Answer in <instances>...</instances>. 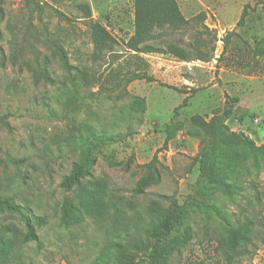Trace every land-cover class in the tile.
I'll return each mask as SVG.
<instances>
[{"label": "rangeland", "instance_id": "374dc122", "mask_svg": "<svg viewBox=\"0 0 264 264\" xmlns=\"http://www.w3.org/2000/svg\"><path fill=\"white\" fill-rule=\"evenodd\" d=\"M174 1L188 24L154 28L141 52L135 0H0V197L46 220L23 241L26 220L0 211V264H148L161 196L178 218L160 264H264L262 5ZM226 95L240 100L225 128ZM153 159L157 182L134 195ZM79 161L80 185L65 189Z\"/></svg>", "mask_w": 264, "mask_h": 264}, {"label": "trees", "instance_id": "16d2710c", "mask_svg": "<svg viewBox=\"0 0 264 264\" xmlns=\"http://www.w3.org/2000/svg\"><path fill=\"white\" fill-rule=\"evenodd\" d=\"M262 5L264 12V0H259ZM249 6L245 5L241 10L239 19L237 21V26H243L245 17L247 16V8ZM200 18V15L198 16ZM187 19H185L180 13L177 4L174 0H135V28L134 35L131 38V42L135 41L130 45V48L133 50H138L141 52H152L154 49L149 45H143L141 48H137V42H143L151 37L154 28H167L171 31L178 30L185 27L188 24ZM96 30L92 34V42L94 43L95 48L101 47L105 42L100 40L98 37L101 34V27L96 25ZM103 31V30H102ZM258 53L264 55V45H259L257 47ZM177 55L188 61L186 56L182 52H176ZM64 57V54H62ZM65 58V57H64ZM199 60H207L208 57L205 54H199L197 56ZM66 63V61H65ZM67 65V64H66ZM68 66V65H67ZM33 77L35 82L39 80H45L51 82L52 79L48 73L43 69L33 70ZM145 74L134 73L128 81L134 79L144 78ZM238 96H229L226 95L225 104L222 110V114L217 116L218 124L222 127H225V121H227L233 114L234 107L239 102ZM186 103V98L183 99L182 103L178 106H183ZM212 123V122H211ZM238 142L245 147L254 148V141L243 133L234 134ZM155 159V158H154ZM144 164L146 168L145 175L140 177L137 181L132 192L134 195L142 194L145 188L153 183H156L158 180V173L154 168V161ZM84 164L82 161L75 162L72 165V169L68 175H66L61 181V186L65 189H70L73 186L80 185V178L83 175ZM163 199L168 200V208L163 215V217L158 222V227L149 230V235L155 239V246L153 250L148 254V264H160L165 256V244L164 241L166 237L170 234L174 228L175 223L178 218V202L173 197L161 196ZM5 210L8 212H15L19 214L23 219L26 220L28 225V232L25 235L23 241L35 240L36 234L32 229V223L37 225H43L46 223L44 217H39L34 220H30L29 216L24 213L19 206L14 204L13 200L10 197H0V211ZM238 236V230L232 229V238L231 244L235 243V239Z\"/></svg>", "mask_w": 264, "mask_h": 264}]
</instances>
